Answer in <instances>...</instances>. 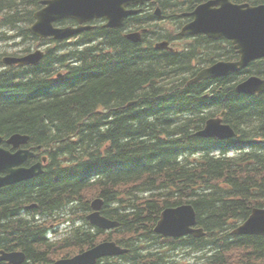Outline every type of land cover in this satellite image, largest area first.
Returning <instances> with one entry per match:
<instances>
[{
	"label": "trees",
	"instance_id": "obj_1",
	"mask_svg": "<svg viewBox=\"0 0 264 264\" xmlns=\"http://www.w3.org/2000/svg\"><path fill=\"white\" fill-rule=\"evenodd\" d=\"M200 1L157 4L169 18ZM30 2L0 0V25L30 23L35 9ZM152 13V20L163 19ZM148 16L137 14L136 23L143 26ZM121 29L96 28L85 38H102L98 44L61 54L49 49L39 64L0 75V133H28L36 143L75 135L67 145L77 161L0 192V248L16 244L29 256H41L33 242H43L44 233L17 219L10 202L18 197L36 198L37 209L48 214L73 195L84 204L102 196L106 214L122 222L118 239L133 241L136 235L155 251L154 263L149 255L137 258L136 242V257L134 251L125 254H131L126 264H176L168 248L201 251L205 259L201 255L197 264H264V236L232 234L254 206L264 207V93L235 90L252 73L264 76V59L214 83L188 84L200 49L203 60L213 63L237 58L232 44L200 36L187 50L170 52L153 46L171 36L168 27L158 25L139 42L123 37ZM21 33L30 35L26 27ZM59 67L66 74L58 79ZM221 110L237 137L197 135ZM185 202L194 205L207 234L174 239L155 233L161 211Z\"/></svg>",
	"mask_w": 264,
	"mask_h": 264
},
{
	"label": "water",
	"instance_id": "obj_2",
	"mask_svg": "<svg viewBox=\"0 0 264 264\" xmlns=\"http://www.w3.org/2000/svg\"><path fill=\"white\" fill-rule=\"evenodd\" d=\"M138 1L144 0H44L43 3L46 6L36 12L37 21L32 25L31 31L38 36H54L56 38H64L80 31L72 28L58 29L54 27V21L65 17H75L83 23L96 17L106 16L111 21L109 25H119L124 17L129 14L125 6ZM216 5H220V7ZM192 14L195 15V20L186 25L182 33H206L213 38L227 37L233 41L235 48L241 54L238 61H221L202 70L192 80L193 82L229 75L240 71L251 61L264 57V4L251 6L250 4L232 3L230 0H211L199 5ZM134 35L135 33L130 35L131 39H134ZM135 39L138 40V38ZM167 45L166 42L158 44L159 47H166ZM42 56L43 52L38 51L20 58L9 57L6 60L22 64H37ZM237 91L252 94L264 91V79L256 76L250 77L238 84ZM224 115L225 112L218 118L209 119L205 129L199 134L220 138L235 136L236 133L232 126L222 123V116ZM27 139L26 136L15 134L9 141L17 146L27 142ZM26 157L22 153L11 154L0 149V171L8 173L7 177L0 176V185L30 175L26 173L27 170L15 168ZM101 206L102 200L93 202V207L97 211L101 209ZM90 218L93 223L104 228H110L117 224V222L100 216L99 212L93 213ZM195 223L196 211L193 205H183L164 210L155 230L173 236L189 233L200 236L202 230L192 228ZM237 233L264 235V209H254L250 218L237 230ZM121 251L114 242H104L73 259L58 264L94 263L102 256L117 254ZM7 256L10 257L11 255Z\"/></svg>",
	"mask_w": 264,
	"mask_h": 264
},
{
	"label": "flooded vegetation",
	"instance_id": "obj_3",
	"mask_svg": "<svg viewBox=\"0 0 264 264\" xmlns=\"http://www.w3.org/2000/svg\"><path fill=\"white\" fill-rule=\"evenodd\" d=\"M154 6H155V4H152V3L148 4V5H146V4L143 5V10L146 9L145 11H149V13H148L149 19H151L150 17H152L150 15L152 13ZM130 7H132V6H130ZM152 14L154 15V13H152ZM135 17H136V15L135 16L130 15V16L126 17L124 23L120 26V28L122 27V29H121L122 34H124L125 32L128 33L130 31H136V28H138V26L136 25V18ZM178 17L180 20H182L184 22H188L190 20V18H182V15L179 13L172 16V17H169V18L165 17V18H167L170 21H177ZM35 142H37V141L31 140V138H30L29 143L25 146H22V148L28 149L34 153L28 157V159L23 163V166L30 167L36 163H39V162H43V164H44L43 172L40 175H37L35 177L41 176L45 173H48L50 168L52 171H56L57 167L60 169L74 167V165H71V161L69 162L67 159H63V160L61 159V152L63 151L62 145H59V144L55 145L56 142L53 144H50V145L40 144V143L36 144ZM64 147H66V146H64ZM16 150H17V148H15V149L12 148V151H16ZM46 158L48 159L47 161H46ZM2 174H4V173H2ZM35 177H33V178H35ZM33 178H31L29 180H32ZM29 180H26V181H29ZM26 181H23V182H26ZM23 182H19L16 184L6 186L4 188H0V192L3 190H7L8 188H10L12 186H16V185L23 183ZM18 199L19 200H17V201L10 202L11 207H14L18 212L17 213V216H18L17 219H20L22 216H26L28 214L35 215V217H38L39 215H42V216L43 215H51L57 211L62 216L61 220L67 221L70 224H68V225L64 224V223L58 224L59 222L55 221V223L51 224V227L55 228L56 226H59L60 230L63 231V230L76 228V226H77V219L78 218L76 217L75 213L72 212L75 209H70L69 205H67V204H64L60 208L53 210L51 213L45 214L44 212L37 209L39 206V203H38L36 198L29 197L27 199L26 198L21 199V197H18ZM73 202L74 203L78 202V199H76L74 197V195H73ZM82 220H83V218L80 217L79 221H82ZM79 227L86 230V231H90L94 226L90 221H84V223L79 225ZM126 245L129 248L128 252L134 251L135 253H133V256L136 257V242H134L133 245H131V243H128ZM38 246H39L38 241L33 242V249H34L33 251L35 253L41 254V256L39 258H34L33 256H29L27 254L25 248L23 247L22 251L24 253V257H20V256L16 257V260H18V262H16V263L17 264H31V263H36V262L37 263H47V262L51 263L54 260L61 258L60 257V252H61L60 244L53 245V247L51 249L47 248L46 250H41ZM67 246L68 247L65 248L67 253L69 252V254H70L71 252L75 251V245L74 244L69 243ZM16 247H22V246H18L16 244L9 245L8 248L10 250L8 249V252H12V251L17 250V249H15ZM0 250H1V248H0ZM128 252L124 253V255L120 257L121 261H123L124 259L127 260L130 258L131 254L125 255ZM0 253H1V251H0ZM64 257H67L66 254L64 255ZM109 259H111V258H107L99 264H114V263H111L110 261H108ZM0 264H13V263H10V262L4 261V260H0Z\"/></svg>",
	"mask_w": 264,
	"mask_h": 264
},
{
	"label": "rangeland",
	"instance_id": "obj_4",
	"mask_svg": "<svg viewBox=\"0 0 264 264\" xmlns=\"http://www.w3.org/2000/svg\"><path fill=\"white\" fill-rule=\"evenodd\" d=\"M25 24L24 23H19L18 26H16V30L8 32V36L11 38H5L0 40V51L2 53H7V54H13V53H18L21 50H24L25 48H27V50L32 49L31 51L37 49L38 47L43 48L45 51L47 49H57V44L55 43H50V42H46V41H37L34 39H28L26 37H22V36H18V37H11L12 34H21V30L24 28ZM190 43H193L192 40H184L181 42V45L186 46ZM2 69V68H0ZM193 252V251H192ZM184 255L187 256H183L181 259V262L186 263V264H195L197 261V257H194L192 254L189 255L187 254V252H184ZM176 262H180L177 261Z\"/></svg>",
	"mask_w": 264,
	"mask_h": 264
},
{
	"label": "bare ground",
	"instance_id": "obj_5",
	"mask_svg": "<svg viewBox=\"0 0 264 264\" xmlns=\"http://www.w3.org/2000/svg\"><path fill=\"white\" fill-rule=\"evenodd\" d=\"M31 79V78H30ZM12 96V95H11ZM262 108V107H261ZM161 111V110H160ZM154 239V238H153Z\"/></svg>",
	"mask_w": 264,
	"mask_h": 264
}]
</instances>
